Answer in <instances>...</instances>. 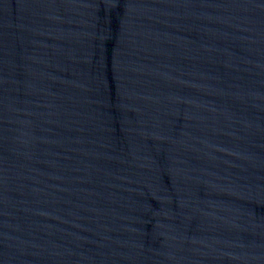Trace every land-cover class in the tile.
<instances>
[{
	"label": "water",
	"instance_id": "water-1",
	"mask_svg": "<svg viewBox=\"0 0 264 264\" xmlns=\"http://www.w3.org/2000/svg\"><path fill=\"white\" fill-rule=\"evenodd\" d=\"M0 264H264V0H0Z\"/></svg>",
	"mask_w": 264,
	"mask_h": 264
}]
</instances>
